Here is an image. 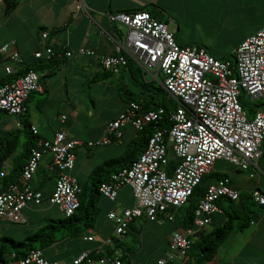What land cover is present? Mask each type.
I'll return each instance as SVG.
<instances>
[{
	"label": "built area",
	"instance_id": "2783aa9c",
	"mask_svg": "<svg viewBox=\"0 0 264 264\" xmlns=\"http://www.w3.org/2000/svg\"><path fill=\"white\" fill-rule=\"evenodd\" d=\"M107 16L121 23L124 32L121 40H115L114 52L100 58L102 68L116 70L131 60L150 78L160 82L167 97L177 100L168 111L170 125L152 130L144 148L127 166L110 171L97 184L99 193L110 199L121 185L131 188L133 205L119 212H107L114 224L113 232L120 235L135 216L159 220L158 214L167 207L184 204L193 186L216 158L228 160L248 171L249 176L257 172V160L264 155V25L239 41L233 56L218 58L200 44L177 43L167 23L146 9L109 12ZM46 34L41 32L42 37ZM7 47L8 43H4L0 50ZM63 53L68 55L70 51ZM59 54L51 46L33 51L35 58L48 59ZM9 56L13 61H21L17 51ZM4 69L9 72L10 65ZM36 90H41L39 73L26 68L13 79L0 83V110L22 113L28 94ZM242 94L260 99L257 107H252L250 117L239 100ZM163 110L162 107L143 110L136 101L130 100L115 118L106 122L98 138L81 140L67 136L65 129L56 130L49 139L38 137L21 167L19 183L9 182L0 191V220L8 217L20 221L23 206L28 202L40 203L41 193L27 181L44 153L50 154V165L55 168L54 184L47 200L63 215L71 214L78 205L76 194L80 190L77 179L70 173L74 148L80 144L98 146L118 138L126 123L135 130L141 129L145 122L158 120ZM30 128L35 132L33 125ZM168 148L174 159L170 166H167ZM5 173L0 170V175ZM238 195L239 191L227 176L208 184L194 208L191 225L170 233L168 251L158 262L185 256L194 232L220 210L216 199L223 196L235 200ZM250 196L264 205V194L258 189L253 188ZM86 237L90 239L91 235ZM18 263L62 264L46 259L38 248L30 249ZM71 263L138 264L103 255L91 257L86 249L72 257Z\"/></svg>",
	"mask_w": 264,
	"mask_h": 264
},
{
	"label": "crops",
	"instance_id": "0c3cea01",
	"mask_svg": "<svg viewBox=\"0 0 264 264\" xmlns=\"http://www.w3.org/2000/svg\"><path fill=\"white\" fill-rule=\"evenodd\" d=\"M151 7L157 9V15L167 23L173 39L180 44L193 42H183L175 34L174 31L179 28L174 18L175 12L201 16L210 25H219L223 30L229 29V26L243 28L239 41L264 25V0H17L8 13L4 11L3 0H0V46L8 43L6 50H0V83L13 79L29 65H42L37 69L41 90L28 94L24 102L25 116L0 111V148L9 131H22L19 117L34 126V135L39 138H52L58 129H65L67 136L81 140L100 137L106 122L115 118L130 101L129 96L136 92L131 89L132 85H136L134 77L139 74V79H152L142 69L137 73L135 67L127 65H120L116 70L102 68L100 58L114 52L115 40H121L124 32V26L110 20L107 13L148 10ZM42 31H46L45 37L41 36ZM46 46H51L60 54L48 59L33 56L34 50H43ZM205 48L211 53L210 48ZM65 50L70 53L64 54ZM12 51L18 52L21 61L10 59ZM44 63L48 65L43 66ZM5 65H10L9 72L5 71ZM119 88L121 92H118ZM100 98L105 99L107 104L113 101L112 108L95 110ZM135 136L136 130L126 123L121 127L120 137L105 144L76 146L70 173L86 189L92 169L107 159L123 154ZM26 139L27 134L23 133L19 146L3 160L1 169L6 171L5 174L16 165V160L20 159V164L24 162L22 149ZM120 144L125 147L119 154ZM257 166V172L252 176L222 171L229 178L230 184L239 191L234 201L237 208L241 209L239 214L236 211L233 214H241V222L245 223L240 229L230 230L217 245L214 254L198 261L199 264H264V205L253 201L250 196L253 188L264 185V158L257 160ZM234 170L248 172L236 166ZM54 178L55 170L50 165V154L44 153L28 180V184L41 193L40 203L28 202L23 206L20 209V221L3 217L0 220V237L20 239L13 222L28 225L33 220L37 222L38 215L45 216L52 212L55 205L49 203L47 197L52 191ZM1 179L2 175L0 183ZM243 181H250L251 184L245 185ZM94 200L96 214L100 215L97 226L93 223L92 227L80 232L81 247L72 257L86 249L102 252L103 256L119 258L123 263L190 264L196 261L189 254L158 262V259L165 258L168 251L170 233L186 226L182 221L183 207H169L159 220H149L144 215L135 216L128 222L127 230L116 235L107 212H119L133 205L130 186L121 185L112 199L98 192ZM54 208L59 211L56 206ZM225 219L222 211L214 212L206 224L208 226L198 228L196 234L194 232L193 240L199 237V232L206 233ZM86 235H91V238L88 239ZM125 235H130L129 242L123 240ZM135 242H138L136 248L132 244ZM41 252L46 259L55 260L46 257L43 250ZM11 255L4 253L6 264H19L18 261L10 260Z\"/></svg>",
	"mask_w": 264,
	"mask_h": 264
},
{
	"label": "trees",
	"instance_id": "16d2710c",
	"mask_svg": "<svg viewBox=\"0 0 264 264\" xmlns=\"http://www.w3.org/2000/svg\"><path fill=\"white\" fill-rule=\"evenodd\" d=\"M3 2L4 11L8 13L14 8L17 0H3ZM148 11L153 17L161 20V18H159V16L157 15L156 8L151 7L150 9H148ZM229 56H233V54ZM48 63H44L43 66H47ZM125 65L129 67H135V71H137V73L141 69L136 63L132 62L131 60H128ZM41 66V64L37 63L29 65L26 68L37 70ZM134 79V82L137 85L138 89L135 93L129 96V99L136 101L143 110L162 107L164 110L161 114V117L155 121L145 122L141 129H137L135 138L130 142L127 150L123 154L118 157L107 159L100 165L95 166L90 173L89 183L86 189L81 187L78 183L80 187V190L76 194L78 205L71 214L67 216L62 214L61 216L57 217H48L45 223L40 224L37 228H35L31 232L26 233L20 239H14L7 236L0 237V240L3 241L2 243H0V264H6L7 259L4 256L5 252H7L8 254H12L10 256V260L18 261L20 258L24 257L30 249L38 248L42 251L43 248L53 243L57 238V232H59L61 236H66L83 232L85 229L92 227L96 215L94 195L99 192L97 190L98 182L102 179H105L110 171L121 168L123 166H127L128 163L133 158H135L137 154L144 148L146 140L152 130L159 127L167 128L170 125L171 121L168 116V111L171 107L175 106L176 103L173 100H170L169 97L165 96L167 95L166 91L164 90L160 82L156 79H139V74L138 77H134ZM0 111L5 112L3 110ZM252 111L253 108H251V112ZM25 112L26 111L24 110L20 114L11 115L25 116ZM19 121L22 125V131L18 132L19 129L9 131L7 133V136H5L6 138H4V141L2 142V146L0 148V170L3 160L8 156L10 152H12V150H14V148L19 146L20 137L23 133L27 134V139L23 143L22 149V156H24L25 160L28 157L30 148L35 144V141L38 138L36 135H34V132H32L30 124L26 121L25 118L19 117ZM166 153L168 158L167 166H170L174 162V159L169 148L167 149ZM260 158H264V155ZM23 163L21 162L20 164V159L16 160V165L9 172H7V174L2 175L0 191L4 190L9 182L19 183L20 170ZM222 176L227 175L223 172H214L211 170L203 173L199 181L193 186L192 190L188 194L185 203L178 206L183 207L184 216L182 218V221L186 226L191 225L194 208L199 198L203 195V192L207 185ZM30 187L34 189L32 186ZM255 188L264 194V185L262 187L256 186ZM216 203L219 206V211H222L225 214L226 219L220 225L213 227L206 233L199 232V237L192 240L191 245L185 254V256L192 254L195 258L196 261L191 262L190 264H199L198 261L210 258L214 254L217 245L224 239V237L230 230L240 229L244 226L245 221L241 222L242 215L233 214L234 211L238 212L239 214L241 209L237 208L234 200L220 196L218 199H216ZM169 207H167L164 212L159 213L158 217L164 215L166 211L169 210ZM243 208L248 209L247 206ZM196 233L197 231L195 232V234ZM4 241H7V243H4ZM89 255L91 257H99L104 254L99 251L90 250Z\"/></svg>",
	"mask_w": 264,
	"mask_h": 264
},
{
	"label": "rangeland",
	"instance_id": "374dc122",
	"mask_svg": "<svg viewBox=\"0 0 264 264\" xmlns=\"http://www.w3.org/2000/svg\"><path fill=\"white\" fill-rule=\"evenodd\" d=\"M174 18L179 24V28L174 32L180 38L181 41L198 43L200 45H203L204 47L210 48L211 49L210 52L215 57H225L233 54L236 45L239 43L240 33L243 30V28H239V27L230 28V26L227 27L229 29L223 30L219 27V25H214V26L210 25L209 23L204 21L201 16L190 15L189 12L185 14L175 12ZM131 89L133 91H136L138 88L136 85H132ZM118 92H121L120 88ZM239 98L241 104L243 105L246 111V115L250 117L252 115L251 108L257 107V104L260 102V99L250 97L247 94H242ZM170 100H173L177 104V100L173 98H170ZM113 103H114L113 101L110 102L108 101L107 104V102H105V99L100 98L99 102L95 105V110L102 111L104 108L105 110L111 109ZM129 144L130 143H128L127 146H129ZM124 147H125L124 145L120 144L119 154L123 152ZM234 167L235 165L229 162L228 160L224 158H216L212 161L210 165V170L214 172L226 171L229 174L235 173V174H242L248 176L247 175L248 172L241 170L235 171ZM243 182L245 185L251 184L250 181H243ZM54 207L55 206L52 207L51 210L52 212H50V214H47L45 216H42L40 214V217L38 215L37 218L39 219L37 222L36 220H33L30 223H28V225H24L21 222H13L12 225H14L18 237H23L26 231L27 232L33 231L40 224L45 223L48 217L61 216L62 213L57 211ZM99 216H100L99 213H97L95 216L96 223L94 222V226L95 225L97 226V221L99 220ZM22 230H25V232H23ZM56 237L57 238L53 243L42 249L43 254L50 259H55L61 262L62 264H71L72 256L81 247L80 246L81 233L61 236V234L57 232ZM123 240L129 242L130 235H125ZM2 242L3 241L0 240V243ZM4 243H7V241H4ZM132 244L136 248L138 242ZM141 254H144V252H142ZM9 264H13V263H9Z\"/></svg>",
	"mask_w": 264,
	"mask_h": 264
}]
</instances>
